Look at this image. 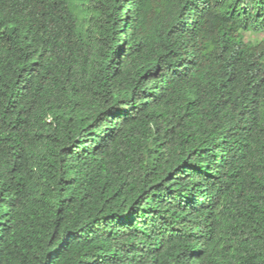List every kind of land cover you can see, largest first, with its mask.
I'll list each match as a JSON object with an SVG mask.
<instances>
[{
    "label": "trees",
    "instance_id": "16d2710c",
    "mask_svg": "<svg viewBox=\"0 0 264 264\" xmlns=\"http://www.w3.org/2000/svg\"><path fill=\"white\" fill-rule=\"evenodd\" d=\"M264 0H0V264H264Z\"/></svg>",
    "mask_w": 264,
    "mask_h": 264
},
{
    "label": "rangeland",
    "instance_id": "374dc122",
    "mask_svg": "<svg viewBox=\"0 0 264 264\" xmlns=\"http://www.w3.org/2000/svg\"><path fill=\"white\" fill-rule=\"evenodd\" d=\"M244 39L248 42H259L264 39V33L248 31L244 33Z\"/></svg>",
    "mask_w": 264,
    "mask_h": 264
}]
</instances>
